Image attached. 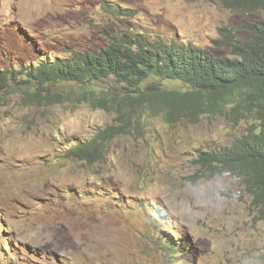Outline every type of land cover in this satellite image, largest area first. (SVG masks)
I'll list each match as a JSON object with an SVG mask.
<instances>
[{
    "label": "rangeland",
    "instance_id": "1",
    "mask_svg": "<svg viewBox=\"0 0 264 264\" xmlns=\"http://www.w3.org/2000/svg\"><path fill=\"white\" fill-rule=\"evenodd\" d=\"M258 19L212 0H0V72L137 34L226 56L220 30L245 37L243 22ZM24 87L0 82V264H264V219L244 177L200 175L194 162L229 146L246 122L145 116L138 134L89 165L68 151L113 115L76 95L33 104Z\"/></svg>",
    "mask_w": 264,
    "mask_h": 264
},
{
    "label": "trees",
    "instance_id": "2",
    "mask_svg": "<svg viewBox=\"0 0 264 264\" xmlns=\"http://www.w3.org/2000/svg\"><path fill=\"white\" fill-rule=\"evenodd\" d=\"M212 1L259 14L258 20L243 22L245 37L220 30L215 43L228 50L226 56L176 40L117 36L97 52L70 49L67 57L41 56L27 65L20 61L0 72V82L26 84L22 90L33 104H62L76 95L78 103L113 115L111 125L68 151L66 157L89 165L102 161L114 139L138 134L145 116L161 115L170 125L196 124L204 117L246 122L244 133L229 146L201 152L194 162L200 175H242L264 219V0ZM165 244L173 254L180 252L171 242Z\"/></svg>",
    "mask_w": 264,
    "mask_h": 264
},
{
    "label": "bare ground",
    "instance_id": "3",
    "mask_svg": "<svg viewBox=\"0 0 264 264\" xmlns=\"http://www.w3.org/2000/svg\"><path fill=\"white\" fill-rule=\"evenodd\" d=\"M211 21V20H210ZM109 33V32H108ZM242 35V34H241ZM245 36V35H244ZM14 77V76H13ZM114 77V76H113ZM36 97V96H35Z\"/></svg>",
    "mask_w": 264,
    "mask_h": 264
}]
</instances>
